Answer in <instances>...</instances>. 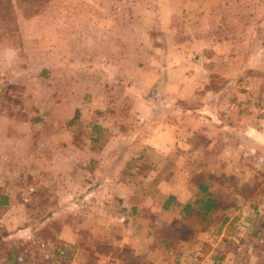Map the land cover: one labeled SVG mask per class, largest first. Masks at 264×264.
Wrapping results in <instances>:
<instances>
[{"label": "crops", "instance_id": "crops-1", "mask_svg": "<svg viewBox=\"0 0 264 264\" xmlns=\"http://www.w3.org/2000/svg\"><path fill=\"white\" fill-rule=\"evenodd\" d=\"M220 4L217 2L213 7L211 0L157 2V18L151 24L159 30L160 37V48L155 56L158 59L166 55L167 67L159 71L156 60L146 70L165 73L164 78L171 79L166 80L169 89H176L175 96L163 101L159 97L157 102L161 110H169V127L168 124L155 126L154 123L160 121L157 111L154 116L147 115L152 102L142 99L136 91L129 94L123 81L114 85L118 91L111 96L107 85L110 74L104 64L97 63L95 68L79 65L72 52L56 56L55 52L52 55L54 48L45 50L42 43L45 24L38 18L31 20L23 16L13 5L15 29L0 35V208L9 205L4 190L17 186L16 180L22 182L27 178L30 157L37 155L33 160L35 167L32 166L37 174L64 176L69 185L66 189L71 191L76 186L85 188L86 191L76 197V210L84 217L77 228L91 236H101L107 244L119 249L111 264L113 261L115 264L145 261L154 264L151 252L158 247L166 251L169 264L228 262L229 254L217 241L223 224L231 220L229 216L237 209V204L232 200L222 203L211 190L214 185L224 189L230 186L225 181L226 175L217 173L221 165L236 164L235 149L227 151L224 145L226 141L233 143L225 132L232 136L236 129L221 124L216 111L215 86L209 84L210 77L219 74L220 53L214 42L219 20L215 6ZM70 24L68 21L67 26ZM140 53L138 50L136 57ZM114 56L122 57L121 53ZM33 59L36 64L32 63ZM261 59V70L254 67L250 57L247 62L251 66L246 65L245 71L254 74L255 68L263 72V55ZM136 67L132 68L134 77H131L118 65L117 82L123 74L141 82L145 67ZM192 74L206 75L209 80L205 82L201 77L200 81L192 82ZM196 90L209 94L210 98H196L193 95ZM28 91L33 97L27 101ZM120 91L127 97L121 96ZM39 92L45 96H39ZM190 105L202 107L198 108V113L207 112L202 120L207 124L200 134H193V130L183 124L185 121L179 123L181 126L175 124L186 117V107ZM62 110L67 113L64 117L60 114ZM253 123L247 127L244 140L254 154L249 157L239 154V157L242 156V162L261 161L260 173L264 176V127L257 120ZM148 126L150 133L142 136L143 128ZM83 136L87 142L79 141ZM195 136L201 139L196 147L189 145ZM249 150L245 149V154H250ZM136 156L139 162H144L147 156L150 167L156 172L161 167V171L152 178H134V166L127 162ZM195 175L200 177L198 182L192 179ZM27 190L33 191L32 187ZM230 191L229 188L227 192ZM255 198L263 202L264 195ZM207 200L213 204L205 209ZM90 205L95 208L89 209ZM253 213V218L260 216L264 220V213L259 209ZM195 217L199 218L198 224ZM210 222H215L216 227L209 226ZM263 224L259 223L264 229ZM78 233L70 226L61 227L55 235L56 246L72 248ZM252 234L255 236L257 232ZM123 248L128 256L121 254Z\"/></svg>", "mask_w": 264, "mask_h": 264}, {"label": "rangeland", "instance_id": "rangeland-1", "mask_svg": "<svg viewBox=\"0 0 264 264\" xmlns=\"http://www.w3.org/2000/svg\"><path fill=\"white\" fill-rule=\"evenodd\" d=\"M157 2L158 0H0V35L15 29L13 25L16 9L13 10L12 6H16L18 13L31 20L38 18L39 22L45 24L46 32H42L45 37V41L42 42L45 50L48 47L54 48L52 55L55 52L56 56L72 52L77 56L79 65L95 68L98 67L97 63L104 64V68L110 74L107 85L111 88L109 90L111 96H115L118 91L114 85L123 81L125 90L129 94L136 91L142 99L145 98L147 102L149 99L152 102L147 115L149 117L151 113L153 115L157 111L160 121L154 123L155 126L164 127V124H168L169 127V110H161L157 102L159 97H162L163 101L175 96L176 89H169V82L166 84V80L171 81V79L164 78L167 76L165 73L146 70V67H151L150 63L154 64L156 60L159 63V71L167 67L164 62L166 55L158 59L155 56V52L160 48V37L159 30H155L151 24L157 18L155 9ZM217 2L221 4L215 6L216 18L219 20L214 44L219 48L220 66L219 74L211 76L209 84L211 87L215 86L216 111L220 116L221 124L226 127L232 125L236 129V134L233 131L232 136H229V132H225L226 138H232L233 143L224 142L227 151L235 149V158L234 155L231 158H234L236 164L221 165L217 173V175L219 173L226 175L225 181L230 186L225 189L228 191L230 188L231 191L228 193L221 185H214L211 190L216 197L222 199V203H229L232 200L237 204V209H234L229 216L231 220L222 225L223 229L220 231L221 236L217 243L222 244V249H226L230 256L229 263L223 262V264H264V229L259 225L264 223V220H261L260 216L253 218L255 217L253 214L256 213L253 211L256 209L264 213V200L257 202L259 199L255 198L256 195H264V176L260 173L263 166L261 161L242 162L240 161L243 159L242 156L239 157V154L247 155L245 157L254 154L249 150L251 147L245 144L244 139L247 136H244V133L247 132V127H251L254 120L264 127V93L262 92L264 71L256 70H261V55L264 58V0H211L213 7ZM68 21L71 24L67 26ZM177 29L183 30L182 27ZM55 41L58 42L56 45ZM64 46L67 47L66 50L63 49ZM138 50L141 53L136 57ZM117 53H121L120 59L114 56ZM250 57L256 68L253 70L254 74L245 71ZM33 61L35 63H32L36 64V60ZM118 65L131 77H134L132 68L145 67L140 77L141 82L130 78L127 74L119 77L117 82ZM201 77L205 82L209 80L206 75L201 74H192L190 79L192 82H197ZM51 80L53 81L52 77ZM52 81L49 84L52 85ZM38 95L45 96L43 92H39ZM120 95L127 97V94L121 91ZM193 95L198 99L210 98L209 94L203 95V91L199 90ZM32 97L30 91L25 94L27 101L32 100ZM198 108L202 107L195 105L186 107L188 111L185 113L186 117L180 118L175 124L181 126L179 123L185 121L186 123L183 124L192 129L193 134H200L207 124L202 121L207 112L198 113ZM60 114L64 117L67 113L62 110ZM56 127L59 129V126ZM149 133V126L143 128L142 136ZM81 140L87 142L85 136L79 139ZM199 144L201 139L198 136L192 137L189 141L191 146L196 147ZM245 149H248L250 154H245ZM36 157L37 155L30 157L31 168L27 178L22 179V182L16 180L17 186L13 185L14 187H9L7 191L4 190L8 195L9 205L0 208V264H111L113 256L119 254V249L107 244V240H103L101 236H91L82 228H77L84 217L76 210L75 202L79 193L83 194L86 191L85 188L76 186L71 191L70 188L66 189L69 185L65 183L64 176L37 174L36 169L32 168L35 167L33 160ZM147 159L145 156L144 162H139L136 156L127 162H132L130 163L132 168L134 166V178H152L155 173L161 171V167L157 169L158 172L153 170ZM199 178L195 175L192 179L198 182ZM138 184L139 188L144 190L143 185ZM59 185L65 187L62 189ZM27 187H32L33 191L27 190ZM145 188L147 189L148 186ZM79 204L84 206L85 202ZM91 207L95 208V205H90L89 209ZM73 212L75 214H71ZM195 218L198 224L199 218ZM216 225L215 222L209 223L211 227ZM63 226H70L79 233L75 246L65 247L63 259L57 262V258L53 256L57 244L54 240ZM253 232H257V235L253 236ZM170 235L174 236L172 233ZM40 243L45 245L44 248H40ZM123 249L121 254L128 256V251ZM200 249L199 251L202 252ZM48 253H51V257H46ZM151 253L155 258L154 264H169L165 250L158 247ZM18 258L21 260L18 261ZM147 263L148 261H145L141 264Z\"/></svg>", "mask_w": 264, "mask_h": 264}, {"label": "built area", "instance_id": "built-area-1", "mask_svg": "<svg viewBox=\"0 0 264 264\" xmlns=\"http://www.w3.org/2000/svg\"><path fill=\"white\" fill-rule=\"evenodd\" d=\"M39 246H40V248H44L45 245L43 243H40ZM55 250L57 252L56 258H57V262H58V260H62L64 255H65V246L64 245L56 246ZM46 257H51V253H48ZM17 260L20 261L21 259L18 258Z\"/></svg>", "mask_w": 264, "mask_h": 264}, {"label": "trees", "instance_id": "trees-1", "mask_svg": "<svg viewBox=\"0 0 264 264\" xmlns=\"http://www.w3.org/2000/svg\"><path fill=\"white\" fill-rule=\"evenodd\" d=\"M76 116V115H75ZM213 203H212V201L211 200H207V202H205V209L207 208H209L210 207V205H212ZM55 247H56V245H55ZM53 255H54V257H56L57 256V252H56V250H55V248H54V250H53Z\"/></svg>", "mask_w": 264, "mask_h": 264}]
</instances>
